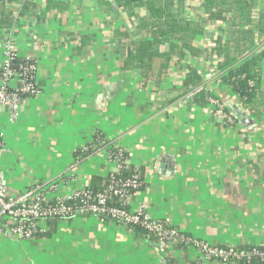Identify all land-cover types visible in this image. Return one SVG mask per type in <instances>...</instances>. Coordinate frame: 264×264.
Returning <instances> with one entry per match:
<instances>
[{
    "label": "crops",
    "instance_id": "crops-1",
    "mask_svg": "<svg viewBox=\"0 0 264 264\" xmlns=\"http://www.w3.org/2000/svg\"><path fill=\"white\" fill-rule=\"evenodd\" d=\"M31 1L34 16L19 15L22 2L8 6L12 25L0 27V64L2 44L10 39L19 57L36 60L40 85L16 121L7 111L0 114V172L8 193L60 180L59 194L66 195L107 177L115 169L102 148L76 156L100 134L143 171L132 206L146 203L153 219L193 240L264 247V107L246 108L221 82L238 47L264 52V33L257 29L264 2L258 1L243 36L233 26L239 22L233 11L211 19L202 0L183 1L178 13L202 30L189 44L193 52L162 45L160 54L170 56L156 58L145 74L123 68L116 52L125 25L119 10L111 15L97 0ZM201 85L221 99L234 127L215 119L204 94L187 98ZM40 227L43 235L32 241L0 231V264H202L194 247L160 251L114 220L78 217Z\"/></svg>",
    "mask_w": 264,
    "mask_h": 264
},
{
    "label": "built area",
    "instance_id": "built-area-1",
    "mask_svg": "<svg viewBox=\"0 0 264 264\" xmlns=\"http://www.w3.org/2000/svg\"><path fill=\"white\" fill-rule=\"evenodd\" d=\"M3 46V59L0 64V114L2 111L9 113L10 121L14 122L19 117V111L26 99L19 95L25 93L36 95L39 91L34 88L33 74L37 75V65H28L22 72L17 73L12 69L13 61L19 57L12 41L5 40ZM30 76L26 79V76ZM10 88L15 92H10ZM204 94L206 106L215 119L233 125L234 119L230 115L221 99L214 93L206 91L203 85L197 87L187 98L192 99ZM4 132L0 131V155L4 151ZM120 154L125 149L118 143L114 144ZM108 161L114 165L117 173L123 165H129L128 159H113L109 151H105ZM142 173L138 171L132 177L115 181L101 193L94 194L87 185H78L66 195L59 194L60 180L49 181L33 185L21 194L12 196L8 193L4 183V175L0 172V231L11 234L17 240L32 241L38 232L42 231L40 223L53 217H61L65 220L78 217H108L110 220L121 222L132 231V226H140L148 233L153 234L149 240L156 247L165 252L170 245H179L188 242L196 249L198 261L207 264L208 261H219L226 264L231 260L250 263L253 259L264 263V250L257 247L238 250L233 247H221L210 245L207 242L193 240L179 229L166 221L153 219L148 211L146 203L132 206L134 191L142 185ZM113 197H117L120 207H111L109 203Z\"/></svg>",
    "mask_w": 264,
    "mask_h": 264
},
{
    "label": "trees",
    "instance_id": "trees-1",
    "mask_svg": "<svg viewBox=\"0 0 264 264\" xmlns=\"http://www.w3.org/2000/svg\"><path fill=\"white\" fill-rule=\"evenodd\" d=\"M97 1L101 6L107 7V11L111 12V15L115 10H119L125 20V25L120 29V42L116 47V52L124 57L123 68L126 70L132 71L135 69H143L145 70V74H149L150 66L156 58H168L170 56L169 54H160L159 50L162 45H168L170 50L172 49V51H174L179 47V44H182L187 51L193 52L194 47L189 44L193 42L199 33L202 32L199 25L189 23L186 21L187 17L185 18L184 14L180 15L178 13L179 5L181 6L182 2L185 0ZM258 1L259 0H202L201 7H203L206 14H208L211 19L220 18V11L222 12V10L223 13L233 11L235 18L239 20V22L235 21L233 26L244 36L246 31L242 30V28L244 26H250L253 23V11L257 7ZM21 2L22 5L20 8L19 4H21ZM259 2H264V0H260ZM8 6L20 8L19 15L22 17H27L29 15L34 16V11L37 10L36 4L31 0H0V27L3 29L10 28L12 25L10 17L13 12L8 10ZM259 20L257 29L259 32L264 33V11L260 13ZM248 32H251V30H248ZM131 33L136 35L141 34L144 38L137 41H131L129 37ZM245 38L247 37L245 36ZM237 51L239 54L238 58H234L232 62H230L231 66H229L226 73L221 76V82L238 95L241 103L246 108L255 111L260 110L264 107V89L262 88L264 52L253 51V47L241 50L240 47H238ZM28 65H37V62L34 59L17 57L12 63V69L17 73H20L23 68ZM33 77L34 88H36L37 91H40V85L36 81V74H33ZM25 78L29 79L30 76L27 75ZM9 90L10 92H15V89L13 88H10ZM19 95L24 99L34 96L21 93L20 91ZM202 102L206 104V97L203 98ZM226 110L231 115L227 108ZM234 126L235 121L230 127ZM1 142H3V140ZM114 144L115 143L105 141L102 135L97 134L94 142L88 143L86 147L77 151L76 156L78 159H84L91 156L99 148H102L104 151H109L110 154H112L113 159L129 160L128 153L125 151V153L120 154L118 150H116ZM138 171L143 173L139 167L123 165L117 173L109 172L108 176L105 178L99 176L94 177L89 186L90 190L94 194L101 193L113 182L126 180L132 177V175H135ZM143 185L138 190L134 191L133 195L142 189ZM109 205L111 207H120V202L117 197H113ZM99 218L109 219L104 216ZM56 220L65 219L61 217H53L47 221ZM130 229L134 234L145 237L146 239H149V237L152 238L153 236V234L148 233L140 226H132ZM42 235L43 234L40 231L37 233L36 238ZM152 239L155 241V238ZM188 246L192 245L184 241L181 244L176 245V248H185ZM248 248L250 247L236 249L242 250ZM257 248L264 250V247ZM207 264L222 263L219 261H208ZM226 264L264 263L257 259H253L250 263L231 260Z\"/></svg>",
    "mask_w": 264,
    "mask_h": 264
}]
</instances>
